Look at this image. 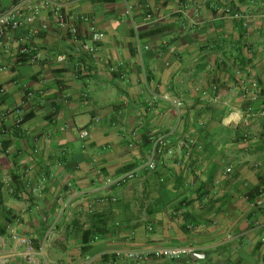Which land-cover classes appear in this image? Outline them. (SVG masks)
I'll list each match as a JSON object with an SVG mask.
<instances>
[{
	"label": "crops",
	"instance_id": "1",
	"mask_svg": "<svg viewBox=\"0 0 264 264\" xmlns=\"http://www.w3.org/2000/svg\"><path fill=\"white\" fill-rule=\"evenodd\" d=\"M28 1L34 23L0 27V264H134L112 253L182 246L197 256L147 264H264V208L250 207L264 187V0L69 3L83 41L105 34L94 57ZM162 135L172 153L151 171Z\"/></svg>",
	"mask_w": 264,
	"mask_h": 264
},
{
	"label": "built area",
	"instance_id": "2",
	"mask_svg": "<svg viewBox=\"0 0 264 264\" xmlns=\"http://www.w3.org/2000/svg\"><path fill=\"white\" fill-rule=\"evenodd\" d=\"M13 6L0 15V27L9 30H18L26 25L34 23V21L40 16L42 6L36 5L34 2L28 0H13ZM78 0H44V4L47 6H53V12L57 16L60 26L67 28L69 35L75 43L78 44L77 50L81 54H87L89 56H96L99 45L105 40V34L100 31H92L89 41H83L79 35V30L77 27V18L75 16H67L62 13L63 8L69 3H75ZM36 49L24 48L22 54H31L33 60L38 58L35 53ZM59 62H65V57H59ZM254 87H257L254 85ZM216 90V89H215ZM257 89L250 90L246 89L244 97H254L253 93H256ZM208 92H203V95H207ZM28 99H30L33 94L28 92ZM178 114L181 113V109L184 104L181 101L174 102ZM26 101L22 102L12 111L17 115L16 125L22 127L25 123V110L24 107ZM247 118L253 117L254 112L250 109L248 113H244ZM90 137V132L88 130H82L80 132V138L83 142H86ZM170 139L167 135H162L154 138L151 143V148L148 153L147 168L151 171H156L158 168L159 161L166 153H172L170 147ZM230 171V170H229ZM136 177V171H129L115 179L107 181V185L110 188L123 187L126 183L132 181ZM106 200L102 199L101 202ZM113 201H117L113 198ZM250 207L254 211H259L264 208V187L260 189L259 194L254 198L250 199ZM91 210L93 206L90 207ZM13 239L21 244H28L29 240L25 237H21L17 234L13 235ZM196 252V249L192 246H182V247H155L147 249H131V250H117L112 253L117 259H126L133 262L134 264H147L151 261H177L185 257H189Z\"/></svg>",
	"mask_w": 264,
	"mask_h": 264
},
{
	"label": "trees",
	"instance_id": "3",
	"mask_svg": "<svg viewBox=\"0 0 264 264\" xmlns=\"http://www.w3.org/2000/svg\"><path fill=\"white\" fill-rule=\"evenodd\" d=\"M259 192H260V190H259ZM259 192H258V194H259ZM108 257H109L108 255H105V256L103 257V260H107ZM114 257H115V256H114Z\"/></svg>",
	"mask_w": 264,
	"mask_h": 264
},
{
	"label": "water",
	"instance_id": "4",
	"mask_svg": "<svg viewBox=\"0 0 264 264\" xmlns=\"http://www.w3.org/2000/svg\"><path fill=\"white\" fill-rule=\"evenodd\" d=\"M195 256H197V254L192 255V257H195Z\"/></svg>",
	"mask_w": 264,
	"mask_h": 264
}]
</instances>
